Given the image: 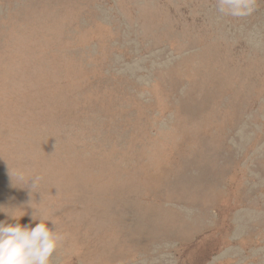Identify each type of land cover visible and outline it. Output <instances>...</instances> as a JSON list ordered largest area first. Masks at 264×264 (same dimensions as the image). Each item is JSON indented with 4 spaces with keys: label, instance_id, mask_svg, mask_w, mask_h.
<instances>
[{
    "label": "rangeland",
    "instance_id": "obj_1",
    "mask_svg": "<svg viewBox=\"0 0 264 264\" xmlns=\"http://www.w3.org/2000/svg\"><path fill=\"white\" fill-rule=\"evenodd\" d=\"M242 3L0 0V221L55 227L50 264H264V0Z\"/></svg>",
    "mask_w": 264,
    "mask_h": 264
},
{
    "label": "clouds",
    "instance_id": "obj_2",
    "mask_svg": "<svg viewBox=\"0 0 264 264\" xmlns=\"http://www.w3.org/2000/svg\"><path fill=\"white\" fill-rule=\"evenodd\" d=\"M224 4L231 7L230 14H242V0H220L219 10L222 12L225 10ZM31 186L36 187V182L33 181ZM48 223L39 220V223L32 227L29 224L0 221V264H50L64 237L58 235L55 227L50 228Z\"/></svg>",
    "mask_w": 264,
    "mask_h": 264
}]
</instances>
